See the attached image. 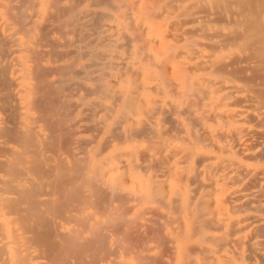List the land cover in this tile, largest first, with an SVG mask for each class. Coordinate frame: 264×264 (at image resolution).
<instances>
[{"label": "bare ground", "instance_id": "1", "mask_svg": "<svg viewBox=\"0 0 264 264\" xmlns=\"http://www.w3.org/2000/svg\"><path fill=\"white\" fill-rule=\"evenodd\" d=\"M0 264H264V0H0Z\"/></svg>", "mask_w": 264, "mask_h": 264}]
</instances>
